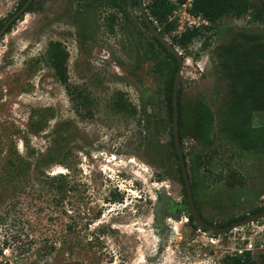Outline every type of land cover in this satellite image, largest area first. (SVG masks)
<instances>
[{
    "label": "rangeland",
    "instance_id": "374dc122",
    "mask_svg": "<svg viewBox=\"0 0 264 264\" xmlns=\"http://www.w3.org/2000/svg\"><path fill=\"white\" fill-rule=\"evenodd\" d=\"M20 1L0 0V28ZM151 1L143 0L146 9ZM253 1L241 17L227 16L188 49L178 47L185 61L182 147L200 212L219 226L264 206V157L232 155L235 147L217 133L216 120L211 170L201 163L193 172L201 150L193 137L196 100L223 114L230 83L221 72V47L244 31L264 44V0ZM170 2L171 18L159 23V30L171 24L164 34L170 42L191 24L208 23L190 11L192 0ZM124 8L128 19L105 0H36L25 21L16 20L0 39V264H222L249 239L264 242L263 219L223 234L190 221L164 102L168 55L133 1ZM81 12L87 27L75 20ZM252 12L263 18L253 20ZM51 41L69 52L72 94L45 58ZM149 43L164 61L160 72ZM80 92L88 103L77 108ZM119 92L138 108L135 116L114 110ZM253 124H264V109L254 112ZM229 167L244 177L242 187L212 181ZM253 255L264 264L262 248Z\"/></svg>",
    "mask_w": 264,
    "mask_h": 264
},
{
    "label": "trees",
    "instance_id": "16d2710c",
    "mask_svg": "<svg viewBox=\"0 0 264 264\" xmlns=\"http://www.w3.org/2000/svg\"><path fill=\"white\" fill-rule=\"evenodd\" d=\"M27 0H21L18 9H20ZM137 6V1L132 0ZM187 0H181L185 3ZM36 0H33L27 8V12L33 9ZM102 2V1H101ZM253 0H192L190 11L193 14L201 15L208 22L203 27L200 26H189L181 34L176 35L172 39V43L181 49H188L193 44L194 40L198 37H206L211 33L216 26L227 16L241 17L250 8L254 7ZM108 5L117 8L123 13V16L128 19V13L124 8L126 0H105ZM93 2L84 4V9L89 12L93 9ZM150 12L152 22H158L155 24L156 28L159 29V23L168 22L173 12V4L170 0H152L147 6ZM251 18L253 20L260 21L263 16L258 12H252ZM75 20L80 23L83 27L89 25V21L84 12L79 13ZM116 22L115 14L108 16L109 31H114ZM142 22L145 28L150 31L144 20ZM170 23L165 25L164 29L160 30V33L164 36L168 33ZM11 29V26L7 31ZM151 32V31H150ZM152 34V33H151ZM152 37L160 49L168 55L167 78L164 85V102L167 105L168 117L173 122V82L175 73L178 69V61L176 58L162 45V43L152 34ZM240 39H234L228 44L221 47L222 56V74L224 78L229 81L230 90L224 97L223 107L225 111L222 113L218 112V116L213 112L205 98H199L196 101V105L199 108L198 117H196L193 137L201 145L200 153L197 155V159L191 166V170L195 172L200 167L201 163L205 166L208 165V171L211 170V164L215 160L216 150L213 147L215 145V131L214 124L216 120L220 121L219 129L217 133H220L221 138L226 142L230 143L235 147L232 155L242 156L245 152L259 155L264 157V124L261 126H255L253 124V114L257 110L264 109V44L258 43V39L253 37L251 34H247L246 31L239 34ZM138 46L144 45L141 39L138 42ZM147 52L150 53L149 57L156 59V71H161L165 67L164 61L159 60L158 52L154 48L152 43H149L146 47ZM46 60L55 69V74L58 79L66 86L69 94L73 93L72 86L70 84L69 72H68V60L69 52L59 41H51L47 54ZM173 61L172 63L170 61ZM76 96L77 108L83 107L88 103V97L83 93H78ZM114 110L120 113H127L130 115H136L138 108L127 98L123 93H117L114 96L113 103ZM178 107H179V123L183 116V106L181 102V86L178 92ZM151 117H155V112L146 111ZM216 133V135H217ZM180 134L181 144H183V137ZM174 146V141L172 139ZM177 157V153L175 151ZM178 159V157H177ZM220 161V160H218ZM224 166V165H223ZM224 168V167H222ZM228 174L218 173L212 178V181L225 178L226 183L229 187H242L244 185V177L239 174L232 167L228 168ZM180 178L184 184L181 169ZM204 185V181L201 179ZM185 186V184H184ZM192 190L194 199L196 196V184L192 183ZM184 192L187 196L186 188ZM113 199H121L118 193H113ZM188 199V198H187ZM196 202V200H195ZM196 205L199 209L198 203ZM264 206L253 210L252 212H258L263 210ZM200 210V209H199ZM202 214V213H201ZM247 215L240 216L231 220L234 222L240 220ZM190 221L194 222L192 215H189ZM227 223L226 225L230 224ZM196 224V223H195ZM198 225V224H196ZM255 250H245L242 253L238 251L234 252L231 256L226 255L222 264H258L253 253Z\"/></svg>",
    "mask_w": 264,
    "mask_h": 264
},
{
    "label": "water",
    "instance_id": "95a60500",
    "mask_svg": "<svg viewBox=\"0 0 264 264\" xmlns=\"http://www.w3.org/2000/svg\"><path fill=\"white\" fill-rule=\"evenodd\" d=\"M33 0H27L23 6L15 12V14L4 24L0 30V36L7 32L9 26L14 25V22L19 18H22L27 13V8ZM137 1V9L139 10L142 19L150 29L151 33L162 43V45L176 58L178 61V69L175 73V78L173 82V122H172V133L173 141L175 146V151L177 153L179 167L181 169L182 177L184 180L187 198H188V214H191L195 223L198 224L202 229L217 233L223 234L233 231L239 227H243L247 224L254 223L261 219H264V209L255 213L248 214L246 217L236 220L229 225L219 226L214 223L208 222L201 214L198 209L192 190V182L189 175V170L187 166V160L184 154V150L180 140L179 134V107H178V92L181 84L183 83L182 70L184 67V57L180 52L179 48L176 47L172 42L168 40L165 36L160 33V30L156 28L152 18L147 12L146 6L143 3V0Z\"/></svg>",
    "mask_w": 264,
    "mask_h": 264
},
{
    "label": "built area",
    "instance_id": "2783aa9c",
    "mask_svg": "<svg viewBox=\"0 0 264 264\" xmlns=\"http://www.w3.org/2000/svg\"><path fill=\"white\" fill-rule=\"evenodd\" d=\"M195 23V22H193ZM193 25H198V24H191V26ZM264 220V219H263ZM250 241L243 247V248H236V250L239 252V253H242L243 251L245 250H255L256 248H262L263 251H264V242L260 244V246H256L255 243L253 242L252 239H249Z\"/></svg>",
    "mask_w": 264,
    "mask_h": 264
},
{
    "label": "flooded vegetation",
    "instance_id": "af4514ba",
    "mask_svg": "<svg viewBox=\"0 0 264 264\" xmlns=\"http://www.w3.org/2000/svg\"><path fill=\"white\" fill-rule=\"evenodd\" d=\"M14 14H15V13H14ZM14 14H13V15H14ZM13 15H12V16H13ZM12 16H11V17H12ZM11 17H10V18H11ZM141 17H142V16H141ZM10 18H9V19H10ZM9 19H8V20H9ZM8 20H7V21H8ZM7 21H6V22H7ZM6 22H5V23H6ZM3 26H4V25H3ZM3 26H2V27H3ZM11 26H12V25H11ZM2 27L0 28V30L2 29ZM9 27H10V26H9ZM9 27H8V28H9ZM7 30H8V29H7ZM6 33H7V32H6ZM6 33H5V34H6ZM5 34H3L2 36H0V39L3 38ZM172 204H173V203L171 202V205H172Z\"/></svg>",
    "mask_w": 264,
    "mask_h": 264
},
{
    "label": "bare ground",
    "instance_id": "6f19581e",
    "mask_svg": "<svg viewBox=\"0 0 264 264\" xmlns=\"http://www.w3.org/2000/svg\"><path fill=\"white\" fill-rule=\"evenodd\" d=\"M26 17H27V14H25V15L22 17V20L25 21ZM15 28H16V26H15ZM16 29H17V28H16ZM16 29H15V30H16Z\"/></svg>",
    "mask_w": 264,
    "mask_h": 264
}]
</instances>
